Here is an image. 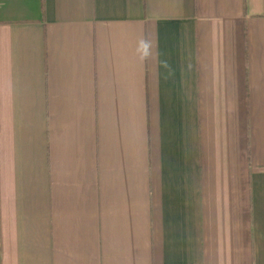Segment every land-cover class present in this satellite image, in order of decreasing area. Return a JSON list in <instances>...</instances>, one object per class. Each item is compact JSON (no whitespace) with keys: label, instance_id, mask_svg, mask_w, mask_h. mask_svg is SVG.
<instances>
[{"label":"crops","instance_id":"crops-1","mask_svg":"<svg viewBox=\"0 0 264 264\" xmlns=\"http://www.w3.org/2000/svg\"><path fill=\"white\" fill-rule=\"evenodd\" d=\"M0 264H264V0H0Z\"/></svg>","mask_w":264,"mask_h":264}]
</instances>
